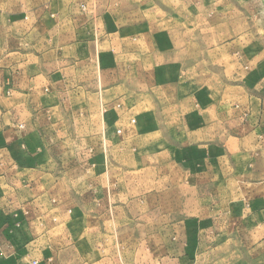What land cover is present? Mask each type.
Returning a JSON list of instances; mask_svg holds the SVG:
<instances>
[{"label": "crops", "instance_id": "0c3cea01", "mask_svg": "<svg viewBox=\"0 0 264 264\" xmlns=\"http://www.w3.org/2000/svg\"><path fill=\"white\" fill-rule=\"evenodd\" d=\"M137 7L48 0L0 43V264H264V54L218 42L177 74L187 32ZM162 41L167 115L127 66Z\"/></svg>", "mask_w": 264, "mask_h": 264}, {"label": "rangeland", "instance_id": "374dc122", "mask_svg": "<svg viewBox=\"0 0 264 264\" xmlns=\"http://www.w3.org/2000/svg\"><path fill=\"white\" fill-rule=\"evenodd\" d=\"M46 1L48 0H0V43L2 44V42L7 38V33L13 23L23 20L22 18L29 16L32 11L35 10L34 8L39 7ZM136 1L142 6V10H139L138 6L136 10L138 14L131 11L130 15L138 17L140 22H146L148 19L167 20V18H171L172 21L177 23V26L175 27L173 22L170 27L167 26V23L161 28L164 27L167 30L175 29L177 31V36L187 32V35H184L185 37L183 36L178 38L176 49H172L176 52V57H174L173 60L174 62L178 63L176 68L177 74L178 72L180 73L182 71L186 62L191 63L197 61L198 58L208 55L206 52L208 50L211 51L218 42L220 43V49L232 41L240 42L239 47L241 48V57L243 62L246 64L248 63L245 61V59H243L245 58L243 57L244 55L247 56L246 52L261 50V53L264 54V0ZM187 19L193 20V25L191 28H189L190 31H188V28L184 26L185 20ZM200 20H202V23ZM181 25H183V27ZM161 39L163 40L164 38L161 37ZM160 44L162 48L167 46L164 41L160 42ZM227 48L228 47L224 49V52L229 51ZM162 52L166 53L165 56H161L159 58L155 57L154 59L151 58L145 60L144 62L135 58H129L127 61V66L129 67L128 77L130 90H132L130 91L132 92L130 93L132 102L136 103L134 95L139 92L148 94V100L154 96L158 102L160 101L162 104L166 105V107H162L161 110L165 115H167L169 112H172L173 109L172 107L169 108V106L176 105V100H179L181 94H183V91L179 89V86H177L176 90H172L166 86L168 80L174 77L176 74L172 73L174 71L173 67L167 66V57H169L167 55L168 47H165V51L162 50ZM262 62H264L263 59ZM180 64H182L181 70L179 69ZM243 65L246 70L249 68V65ZM212 66L215 65L212 63ZM140 67L149 69L151 68V73L145 76L139 75L138 68ZM155 67L161 68V81L159 82L157 79L158 76L156 75L157 72L156 74H153L152 72V68ZM207 68L212 69V71L215 72V69L211 66ZM229 72L231 73L230 70ZM227 78H231V76L228 75ZM146 104L144 107L145 109H148V105ZM152 111H150V114H152ZM128 117L131 119L130 124L133 126V130H135L138 126L137 112H135L132 116L129 115ZM133 121H135V123H133ZM179 127H181V125H179L178 122L175 129L179 130ZM146 129H149V131L152 130L150 127H147ZM165 129H168V125H165ZM166 141L167 140H160L161 146H165L166 144L164 143H166ZM145 142H150V144H147L151 147L152 143L158 145V139L151 138L145 140ZM128 144L130 146L135 145L133 144V141L129 142ZM151 188V186H148L146 187V190ZM164 200H167L166 196ZM165 203L166 202H164V204ZM152 221L153 219L150 218L149 226L153 224Z\"/></svg>", "mask_w": 264, "mask_h": 264}, {"label": "built area", "instance_id": "2783aa9c", "mask_svg": "<svg viewBox=\"0 0 264 264\" xmlns=\"http://www.w3.org/2000/svg\"><path fill=\"white\" fill-rule=\"evenodd\" d=\"M133 123H135V121H133ZM22 127H23V126H22ZM121 132H122V131L120 130L118 133L121 134Z\"/></svg>", "mask_w": 264, "mask_h": 264}]
</instances>
